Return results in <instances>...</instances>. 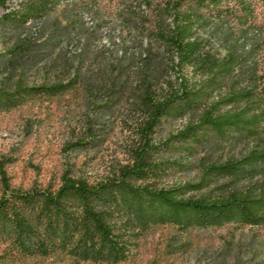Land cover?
I'll list each match as a JSON object with an SVG mask.
<instances>
[{
  "label": "rangeland",
  "instance_id": "374dc122",
  "mask_svg": "<svg viewBox=\"0 0 264 264\" xmlns=\"http://www.w3.org/2000/svg\"><path fill=\"white\" fill-rule=\"evenodd\" d=\"M19 2L0 9V94L19 87H69L0 107V198L6 182L11 190L54 191L64 174L91 184L116 178L134 163L146 141L156 146L149 154L154 177L136 184L157 189L197 183L202 165L238 159L252 150L253 139L238 135L220 139L200 133L197 142L172 139L196 124L205 109L163 118L145 133L144 96L162 99L183 82L196 86L204 81L201 60L227 55L237 44L235 24L200 30L201 57L179 66L172 51L140 20L144 7L135 0H61L26 24L7 22L4 14ZM235 80L227 81L208 106ZM225 182L229 180L206 192ZM125 232L129 255L118 264H264V227L231 223L182 231L166 224L146 230L127 226ZM70 261L59 255H22L0 240V264Z\"/></svg>",
  "mask_w": 264,
  "mask_h": 264
},
{
  "label": "trees",
  "instance_id": "16d2710c",
  "mask_svg": "<svg viewBox=\"0 0 264 264\" xmlns=\"http://www.w3.org/2000/svg\"><path fill=\"white\" fill-rule=\"evenodd\" d=\"M13 1L0 0V9L7 10ZM18 1V8L4 14L7 22L26 24L61 0ZM135 2L144 7L140 20L172 51L179 66L192 65L201 57L200 30L235 24L238 35L237 44L222 60L203 57L207 78L198 85L183 82L162 99L150 93L144 96L145 133L150 134L163 118L205 109L196 124L172 139L197 142L200 133H206L220 139L238 135L255 144L241 158L202 165L199 182L169 189L136 184L154 177L149 154L156 146L149 141L121 176L96 184L68 174L54 191L11 190L6 182V194L0 198V240L9 241L22 255L66 256L69 264H118L129 255L127 226L146 230L169 224L182 231L231 223L264 227V0ZM232 78L236 80L228 92L208 106ZM68 87H19L0 94V107L11 108L30 96L56 95ZM221 180L229 182L206 192ZM242 182L249 184L231 188Z\"/></svg>",
  "mask_w": 264,
  "mask_h": 264
}]
</instances>
